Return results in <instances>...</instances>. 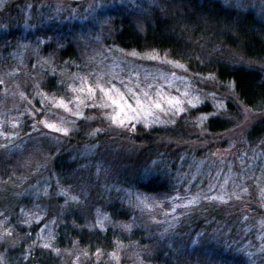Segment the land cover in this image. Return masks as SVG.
Here are the masks:
<instances>
[{
	"label": "rangeland",
	"instance_id": "374dc122",
	"mask_svg": "<svg viewBox=\"0 0 264 264\" xmlns=\"http://www.w3.org/2000/svg\"><path fill=\"white\" fill-rule=\"evenodd\" d=\"M187 1L182 12L177 0H0V256L19 246L20 229L24 249L34 243L57 256L56 232L72 212L87 209L85 224L106 232L117 202L154 242L120 244L108 264L127 255L149 264L139 253L158 251L174 264H216L210 249L264 264V138L249 141L264 108H247L210 72L224 64L264 73V60H245L239 44L205 37L199 23L181 26L178 13L192 16L204 0ZM207 1L235 25L249 14L264 25V0ZM124 20L141 34L165 22L183 55L208 70L123 49ZM211 120L229 130L210 133ZM153 130L167 134L147 146L141 135ZM156 176L168 183L164 200L140 191ZM77 250L59 254L60 264H87Z\"/></svg>",
	"mask_w": 264,
	"mask_h": 264
},
{
	"label": "trees",
	"instance_id": "16d2710c",
	"mask_svg": "<svg viewBox=\"0 0 264 264\" xmlns=\"http://www.w3.org/2000/svg\"><path fill=\"white\" fill-rule=\"evenodd\" d=\"M177 2V4L181 5L178 6V9L182 12L189 5L187 0H177ZM184 3L187 6H184ZM194 8L192 16L183 15V17H180L182 12L178 13L176 20H179L181 26L184 25L186 29H191L193 25L196 26L199 23L200 34L205 37L211 36L213 33L215 36L220 35L221 38H224L227 45L239 44V49L245 60H264V25L256 21L253 16L249 14L235 25L234 15L226 10L224 11L219 4H210L209 1L204 0L203 6L200 5L199 7L195 4ZM186 18L192 20V22ZM204 24L209 27L208 31L205 29ZM122 28L116 36V41L123 49L157 52L163 57L184 63L194 73H203L208 70L205 61L201 62L183 55L182 45L170 34L168 25L165 22H157L152 26H148L144 34L133 28V25L127 20L123 21ZM200 63L203 67L200 66ZM210 70V72L215 71L214 74L218 80L229 82L233 85L238 100L247 108L252 110L264 108V73L262 71L244 66L224 64H213ZM207 129L212 134H218L228 131L229 125L219 120H211L207 123ZM165 134H167L165 131L153 130L150 136H141L146 140L145 143L147 145L150 141L152 142L153 137L159 139ZM263 138L264 121L253 127L249 133V141L255 143ZM152 144L154 143L152 142ZM152 144L150 143L147 146H152ZM139 187L142 193L154 198L159 197L162 200L170 193L167 181L160 176L152 177L146 182L142 181ZM101 202H106L105 197L102 198ZM85 210L72 212V215L67 217L66 224L60 226L57 230L56 247L54 249L57 256L54 251L42 250L36 247V244L34 249L31 250L30 245L34 243H28L27 248L24 249L25 243L21 241L27 238L28 235L20 229L14 233V242L19 246L6 253L5 256L1 255L0 264H60L62 257L60 258L59 254L65 256V253L71 249L80 250L79 252L82 256H85V260L86 258L89 259L87 264H108L109 254L116 247L118 248L120 244L127 250L132 249L134 246L142 250L147 246L150 247L154 242L150 232L133 224L127 210L121 209L117 202L108 209L113 226L108 227L106 232L92 230L85 224ZM128 225H131V230L128 233L123 232V227ZM203 251L205 249L202 247L196 249L192 258L201 256L197 255V252ZM24 253H29V258L26 262L23 260ZM163 253L159 251L153 255L139 253V259L149 264H174L169 256ZM210 254V259L216 264H242L240 259L231 258L221 249L212 250V252L210 249ZM126 257L124 264H136L135 260L130 259L128 255Z\"/></svg>",
	"mask_w": 264,
	"mask_h": 264
},
{
	"label": "snow or ice",
	"instance_id": "6c2138e0",
	"mask_svg": "<svg viewBox=\"0 0 264 264\" xmlns=\"http://www.w3.org/2000/svg\"><path fill=\"white\" fill-rule=\"evenodd\" d=\"M113 103H115V101H113Z\"/></svg>",
	"mask_w": 264,
	"mask_h": 264
}]
</instances>
